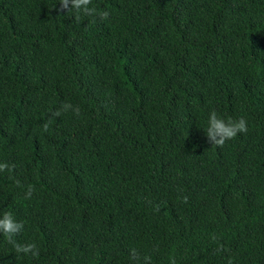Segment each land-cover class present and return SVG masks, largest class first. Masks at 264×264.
Masks as SVG:
<instances>
[{"label":"trees","instance_id":"obj_1","mask_svg":"<svg viewBox=\"0 0 264 264\" xmlns=\"http://www.w3.org/2000/svg\"><path fill=\"white\" fill-rule=\"evenodd\" d=\"M89 7L0 0V264H264V0Z\"/></svg>","mask_w":264,"mask_h":264},{"label":"clouds","instance_id":"obj_2","mask_svg":"<svg viewBox=\"0 0 264 264\" xmlns=\"http://www.w3.org/2000/svg\"><path fill=\"white\" fill-rule=\"evenodd\" d=\"M60 8L57 9L58 12L67 11H75L77 13H82L84 16H97L100 20H106L110 13L106 10H98L96 7H89L92 4V0H59ZM63 111L72 110L74 114L77 116L80 115V108L79 106L73 107L69 103H65L62 105ZM60 112L57 111L53 113V116H59ZM48 123H45L42 126L43 131L48 130ZM248 131L247 121L241 117L238 120H233L229 118L225 121L223 118L219 117L215 110H212L209 113L208 117V127L206 129V137L208 142L211 145H215L217 147H223L226 141L232 140L236 138L237 134L239 133H246ZM15 166L12 165L11 167L6 164H0V171L9 170L11 171L12 168ZM18 183V182H17ZM19 186V185H18ZM33 189L31 186L28 188L26 192L25 198H31ZM186 201V197L184 198ZM24 227L23 222H18L13 219L11 213H4L3 217L0 218V234H3L7 242L12 244L15 248L16 252L24 253V254H31L33 257L39 255V251L37 245L35 243H28V244H19L17 243L13 237L19 234ZM132 256L136 259H139L135 250H132ZM150 258L145 257V260H149ZM170 264H175V259L170 258Z\"/></svg>","mask_w":264,"mask_h":264}]
</instances>
